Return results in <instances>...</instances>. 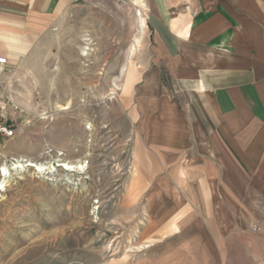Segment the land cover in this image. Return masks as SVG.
Wrapping results in <instances>:
<instances>
[{
	"label": "crops",
	"instance_id": "0c3cea01",
	"mask_svg": "<svg viewBox=\"0 0 264 264\" xmlns=\"http://www.w3.org/2000/svg\"><path fill=\"white\" fill-rule=\"evenodd\" d=\"M89 2L0 0L7 70L60 55ZM139 4L152 53L121 103L137 174L126 221L143 250L107 264H263L264 0ZM27 76L33 91L40 74Z\"/></svg>",
	"mask_w": 264,
	"mask_h": 264
},
{
	"label": "rangeland",
	"instance_id": "374dc122",
	"mask_svg": "<svg viewBox=\"0 0 264 264\" xmlns=\"http://www.w3.org/2000/svg\"><path fill=\"white\" fill-rule=\"evenodd\" d=\"M139 5L90 1L60 55L0 73L19 108L0 167L10 156L35 164L11 172L0 194V264H107L141 254L139 222L126 221V180L137 174L130 170L131 126L121 103L129 99L132 72L145 68L152 53ZM32 71L40 74L33 91ZM77 161L82 172L57 167Z\"/></svg>",
	"mask_w": 264,
	"mask_h": 264
},
{
	"label": "built area",
	"instance_id": "2783aa9c",
	"mask_svg": "<svg viewBox=\"0 0 264 264\" xmlns=\"http://www.w3.org/2000/svg\"><path fill=\"white\" fill-rule=\"evenodd\" d=\"M89 1H93V0H89ZM7 67H8L7 58L0 56V73L7 70ZM14 97L15 96L12 95L9 88L4 83H0V157L3 156L2 152L5 147L6 141L14 138L17 131L16 122L18 117L15 116V112H17L19 108L17 106ZM27 160L28 159L26 157H22V156H10L8 160H5L3 162V164H5L6 166H15L22 164L26 165ZM38 164L45 165L42 163H38ZM53 164L54 162L50 163V166L52 167ZM59 165H57V167H60ZM18 169H20V167ZM3 177L8 178L9 173L6 175L1 174V178ZM7 187L8 185L6 187H3L4 190L0 191V194L4 193ZM251 230L253 232L259 231L258 228L256 227H253Z\"/></svg>",
	"mask_w": 264,
	"mask_h": 264
},
{
	"label": "bare ground",
	"instance_id": "6f19581e",
	"mask_svg": "<svg viewBox=\"0 0 264 264\" xmlns=\"http://www.w3.org/2000/svg\"><path fill=\"white\" fill-rule=\"evenodd\" d=\"M139 23H140V27L141 28L145 27V22H144V20L142 18H141ZM87 50H88V48H84V50H83L84 56L87 55V52H86ZM65 109H67V107H61V110H65ZM37 165H38V167H41V165H39L38 163H37ZM25 166L26 167H34L35 164L31 163L28 160H27V164L26 165L22 164V165H15V166H6L5 164H2V167H0V191H3L4 190L3 187H6L8 185V180L11 177V172H13V171L15 172V170L18 169L19 167L20 168H25ZM59 166L65 168L66 171L70 170L72 172L73 171L82 172L84 170V167H85L83 161L82 162L77 161V162H75L73 164L64 163V164L59 165ZM8 173H9V177L8 178H6V177L1 178V174L2 175H6Z\"/></svg>",
	"mask_w": 264,
	"mask_h": 264
}]
</instances>
